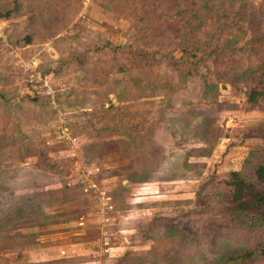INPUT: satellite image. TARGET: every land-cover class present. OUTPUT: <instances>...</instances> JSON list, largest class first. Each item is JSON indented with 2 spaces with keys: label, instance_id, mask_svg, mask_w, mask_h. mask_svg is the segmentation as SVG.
I'll return each mask as SVG.
<instances>
[{
  "label": "rangeland",
  "instance_id": "rangeland-1",
  "mask_svg": "<svg viewBox=\"0 0 264 264\" xmlns=\"http://www.w3.org/2000/svg\"><path fill=\"white\" fill-rule=\"evenodd\" d=\"M190 46L196 69L162 56ZM263 62L264 0H0V264H231L255 248L225 184L263 160ZM44 76L53 97L36 94ZM59 234L83 244L63 255Z\"/></svg>",
  "mask_w": 264,
  "mask_h": 264
},
{
  "label": "trees",
  "instance_id": "trees-1",
  "mask_svg": "<svg viewBox=\"0 0 264 264\" xmlns=\"http://www.w3.org/2000/svg\"><path fill=\"white\" fill-rule=\"evenodd\" d=\"M6 12L2 16H8ZM240 23V19L232 18L227 22L229 26H235ZM209 40L208 38L205 41ZM30 42V38L26 39V43ZM109 45V42L105 46ZM204 46V44H203ZM118 46H115V48ZM200 46H190L181 48L178 56L172 53L162 55L174 62H181L184 66H193L195 69L199 63H202L201 54H197ZM114 48V49H115ZM158 55V54H156ZM154 55V56H156ZM158 57V56H157ZM254 74V83L262 87L264 86V62L257 65L251 72ZM245 82V80H241ZM264 93V89L252 90L250 99H253L254 94ZM251 179H245L240 174L233 172L231 179L226 182L228 188V196L233 203V207L239 211H246L248 213V229L250 233L257 232L263 236V240L258 242L255 248L245 250L239 255L229 254L226 263L238 264L242 260L251 259L254 256H259L264 259V154L263 160L254 168L250 175Z\"/></svg>",
  "mask_w": 264,
  "mask_h": 264
},
{
  "label": "crops",
  "instance_id": "crops-1",
  "mask_svg": "<svg viewBox=\"0 0 264 264\" xmlns=\"http://www.w3.org/2000/svg\"><path fill=\"white\" fill-rule=\"evenodd\" d=\"M144 193L145 192H142V193H140V192H138V193H133L134 195H132V196H142V195H144ZM134 210H139V209H134ZM61 234V233H60ZM60 234L57 236V238H59V239H61V236H60ZM65 239H68V236L66 235V237L65 238H62L61 240V242H60V244L58 245V247H57V251L58 250H60V251H63L64 250V252H63V255L64 254H66L67 253V249H68V246H70V248L71 249H75V247H74V245L75 244H78V242H80L81 244H83L81 241H82V239H79V240H76V241H64ZM103 241H107V238L105 239V240H103ZM102 241V243H104ZM124 246H125V244H124ZM106 247V246H105ZM99 248H102L101 247V245H99ZM122 249H124V247H122L121 245H114V246H110V244H108L107 245V249L106 250H110V254L109 255H117V254H119V252L121 251H123ZM56 250H52L51 252H47L46 254L47 255H50V257L49 258H56V257H61V255L62 254H59V253H57L56 252ZM85 251V250H84ZM69 252V251H68ZM74 253L75 252H73V255H74ZM94 253V252H93ZM100 253V252H99ZM54 255V256H53ZM69 255V254H68ZM120 255V254H119ZM36 256H38V254L36 255ZM42 257V256H41ZM65 257H68L67 258V260L68 261H71V260H73V257L71 256V255H69V256H65ZM42 261V260H41ZM80 264H82V263H80ZM85 264V263H84Z\"/></svg>",
  "mask_w": 264,
  "mask_h": 264
},
{
  "label": "built area",
  "instance_id": "built-area-1",
  "mask_svg": "<svg viewBox=\"0 0 264 264\" xmlns=\"http://www.w3.org/2000/svg\"><path fill=\"white\" fill-rule=\"evenodd\" d=\"M40 77V76H39ZM41 78V77H40ZM46 79V76H44L43 78H42V81H43V84H42V86H40V87H38V88H36L35 89V91H36V94L37 95H50V96H52L53 95V88L51 87V86H49V85H47V81L45 80ZM53 97V96H52Z\"/></svg>",
  "mask_w": 264,
  "mask_h": 264
}]
</instances>
